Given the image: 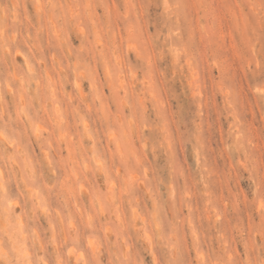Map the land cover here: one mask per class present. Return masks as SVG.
Returning <instances> with one entry per match:
<instances>
[{
    "label": "rangeland",
    "instance_id": "374dc122",
    "mask_svg": "<svg viewBox=\"0 0 264 264\" xmlns=\"http://www.w3.org/2000/svg\"><path fill=\"white\" fill-rule=\"evenodd\" d=\"M0 264H264V0H0Z\"/></svg>",
    "mask_w": 264,
    "mask_h": 264
}]
</instances>
